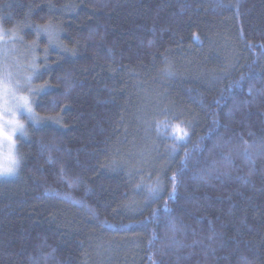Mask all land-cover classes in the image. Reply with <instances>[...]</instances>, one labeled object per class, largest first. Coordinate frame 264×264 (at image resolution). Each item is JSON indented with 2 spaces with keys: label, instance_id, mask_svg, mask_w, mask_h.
Listing matches in <instances>:
<instances>
[{
  "label": "trees",
  "instance_id": "trees-1",
  "mask_svg": "<svg viewBox=\"0 0 264 264\" xmlns=\"http://www.w3.org/2000/svg\"><path fill=\"white\" fill-rule=\"evenodd\" d=\"M0 33V264H264V0H0Z\"/></svg>",
  "mask_w": 264,
  "mask_h": 264
},
{
  "label": "rangeland",
  "instance_id": "rangeland-1",
  "mask_svg": "<svg viewBox=\"0 0 264 264\" xmlns=\"http://www.w3.org/2000/svg\"><path fill=\"white\" fill-rule=\"evenodd\" d=\"M2 36L0 33V57L6 59L12 39ZM18 63L13 65L0 58V173L7 168L13 169L12 174H0V178L12 177L17 171L16 137L23 128L22 118L32 113L30 100L23 94L28 77H25L23 62Z\"/></svg>",
  "mask_w": 264,
  "mask_h": 264
},
{
  "label": "snow or ice",
  "instance_id": "snow-or-ice-1",
  "mask_svg": "<svg viewBox=\"0 0 264 264\" xmlns=\"http://www.w3.org/2000/svg\"><path fill=\"white\" fill-rule=\"evenodd\" d=\"M26 103L27 102L25 101V104ZM17 107H19V105ZM29 111H30V109H29ZM12 173H13V169L7 168V169H4V172L3 173H0V174H12ZM173 179H175V177H173Z\"/></svg>",
  "mask_w": 264,
  "mask_h": 264
}]
</instances>
